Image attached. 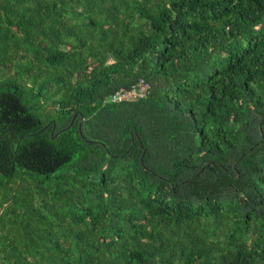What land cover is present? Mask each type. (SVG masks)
Here are the masks:
<instances>
[{
    "label": "trees",
    "instance_id": "obj_1",
    "mask_svg": "<svg viewBox=\"0 0 264 264\" xmlns=\"http://www.w3.org/2000/svg\"><path fill=\"white\" fill-rule=\"evenodd\" d=\"M0 264H264V0H0Z\"/></svg>",
    "mask_w": 264,
    "mask_h": 264
},
{
    "label": "built area",
    "instance_id": "obj_2",
    "mask_svg": "<svg viewBox=\"0 0 264 264\" xmlns=\"http://www.w3.org/2000/svg\"><path fill=\"white\" fill-rule=\"evenodd\" d=\"M149 91V86L142 82L138 86H135L133 89L125 92H119L114 94L110 100L112 102H123V101H136L140 98H143L147 95Z\"/></svg>",
    "mask_w": 264,
    "mask_h": 264
}]
</instances>
